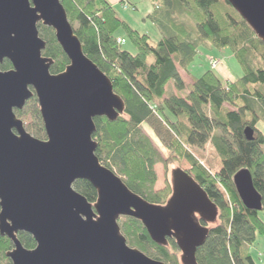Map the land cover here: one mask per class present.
<instances>
[{
  "label": "trees",
  "instance_id": "trees-1",
  "mask_svg": "<svg viewBox=\"0 0 264 264\" xmlns=\"http://www.w3.org/2000/svg\"><path fill=\"white\" fill-rule=\"evenodd\" d=\"M152 1L161 12L150 19L164 35L153 45L147 36L120 20L108 0H60L84 55L108 77L124 104L116 121L94 119L95 155L132 193L159 206L164 205L169 192L155 191V166L186 160L193 179L218 209L216 223L208 226L206 241L196 252L197 264H256L249 248L258 237L264 239V43L226 0ZM186 11L194 29L180 19ZM39 33L46 42L42 56L53 60L50 73L63 72L69 61L53 31L39 25ZM119 38L129 42L135 54L119 46ZM224 48L229 49L241 70L239 79L223 82L210 62L209 70L201 76L192 75L200 49ZM10 68L8 61L0 65L1 71ZM179 68L192 81L189 93L167 95L170 84L177 92L184 90ZM26 108H31L39 124L35 136L45 139L35 97L22 111H15L16 116H24ZM143 125L169 152L167 159L146 135ZM247 127L254 131L253 141L245 139ZM207 144L221 164L215 174L187 152L189 146L202 150ZM242 170L250 173L261 196L260 212L246 209L236 192L233 178ZM73 188L88 203L96 202V191L88 182L77 181ZM119 227L130 248L164 264H180L173 239H167L166 247L155 245L133 218L122 217ZM17 238L27 250L35 247L26 233H18ZM11 249V242L0 237V264L8 262L5 254Z\"/></svg>",
  "mask_w": 264,
  "mask_h": 264
},
{
  "label": "water",
  "instance_id": "water-1",
  "mask_svg": "<svg viewBox=\"0 0 264 264\" xmlns=\"http://www.w3.org/2000/svg\"><path fill=\"white\" fill-rule=\"evenodd\" d=\"M264 43V0H226ZM39 25L53 31L69 64L50 73L42 56ZM0 237L12 249L11 264H164L130 248L120 232L122 217L137 220L159 247L173 239L180 264H197L196 252L215 224L217 207L186 171L170 174L171 197L153 205L132 193L95 155V118L114 122L124 111L108 77L83 53L60 0H0ZM35 97L45 140L27 133L15 115ZM247 141L254 131L244 130ZM77 181L96 191L90 204L73 189ZM243 206L262 210L247 170L233 178ZM201 222L204 225H201ZM18 233L32 237L25 249Z\"/></svg>",
  "mask_w": 264,
  "mask_h": 264
},
{
  "label": "rangeland",
  "instance_id": "rangeland-1",
  "mask_svg": "<svg viewBox=\"0 0 264 264\" xmlns=\"http://www.w3.org/2000/svg\"><path fill=\"white\" fill-rule=\"evenodd\" d=\"M124 4L126 5V8L121 4L117 5L114 8L118 18L122 21L124 20L131 29L135 30L140 35L147 36L152 45L159 42V40L164 35H162L161 29L151 21L150 16L153 14L158 15L161 12L160 6L158 4H155V2H153L152 0H125ZM184 13L185 14L180 19L185 22L188 28L194 29V24L190 19V14H188V11ZM123 49L130 52L131 54H135V50L129 42L123 47ZM199 52V55L196 57L192 65L191 73L193 76L199 77L205 71L209 70L210 60H214V63H216V69L214 71L223 82L229 83L230 81H236L242 76L241 70L232 57L231 52L228 48L220 50L200 49ZM178 71L180 74V78L184 84V90L181 93L177 92L174 89L173 85L170 84L166 87L167 95L174 94L185 96L189 93V87L191 86L192 81L188 74L182 69L179 68ZM25 112L26 113L24 114V116L16 117L24 123V127L27 133L35 139H38V137H36L34 134V130H38L39 124L34 118L31 108H26ZM142 128L146 135L152 140L154 146L158 149L163 159H167L169 156V152L161 145L159 140L153 134L152 130L147 125H143ZM43 138L44 137L38 140H45ZM184 149L186 151V148ZM187 152L191 153L195 157V159L199 161L200 165L207 169L211 174H215L221 167L216 153L209 144H207L202 150H198L189 146ZM175 169H181L183 171H186L190 175L192 174V167L186 160L176 161L166 165L158 164L154 168L156 174V183L154 186L155 191L158 192L166 190L169 192L164 200V205L170 199L172 194L170 174ZM113 173L118 178H120V176L117 175L116 172ZM249 252L256 264H264V239L258 237L255 243L249 248ZM260 255L262 256L260 257ZM180 256L181 254L179 253V257ZM3 264H7V262Z\"/></svg>",
  "mask_w": 264,
  "mask_h": 264
},
{
  "label": "built area",
  "instance_id": "built-area-1",
  "mask_svg": "<svg viewBox=\"0 0 264 264\" xmlns=\"http://www.w3.org/2000/svg\"><path fill=\"white\" fill-rule=\"evenodd\" d=\"M117 44H118L119 46H123V45L125 44V41L122 40V39H118V40H117ZM210 63H211V67H212V69H215V68H216V63H214V61H211ZM261 256H262V255H260V257H261ZM263 257H264V254H263Z\"/></svg>",
  "mask_w": 264,
  "mask_h": 264
},
{
  "label": "crops",
  "instance_id": "crops-1",
  "mask_svg": "<svg viewBox=\"0 0 264 264\" xmlns=\"http://www.w3.org/2000/svg\"><path fill=\"white\" fill-rule=\"evenodd\" d=\"M109 2H110V4H111V6L112 7H116L117 5H119L120 4V0H108ZM125 1V0H124ZM126 1H128V0H126ZM120 39H123V38H120ZM126 45V44H125Z\"/></svg>",
  "mask_w": 264,
  "mask_h": 264
},
{
  "label": "flooded vegetation",
  "instance_id": "flooded-vegetation-1",
  "mask_svg": "<svg viewBox=\"0 0 264 264\" xmlns=\"http://www.w3.org/2000/svg\"><path fill=\"white\" fill-rule=\"evenodd\" d=\"M5 61H6V60H5ZM3 63H4V61H3ZM3 63H1L0 65H2ZM10 69H11V68H10ZM10 69H9V70H10ZM9 70H6V71H9ZM0 71H1V70H0ZM6 71H1V72H6ZM194 180H195V179H194ZM201 225H204V224L201 222ZM7 264H11L9 260H8Z\"/></svg>",
  "mask_w": 264,
  "mask_h": 264
}]
</instances>
